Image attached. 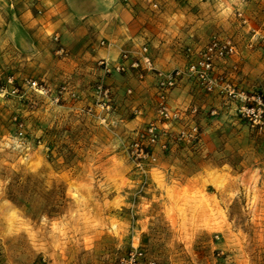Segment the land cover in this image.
Here are the masks:
<instances>
[{
    "label": "rangeland",
    "instance_id": "rangeland-1",
    "mask_svg": "<svg viewBox=\"0 0 264 264\" xmlns=\"http://www.w3.org/2000/svg\"><path fill=\"white\" fill-rule=\"evenodd\" d=\"M258 1L146 14L144 43L121 51L146 45L159 70L186 72L214 36L238 50L212 88L185 75L169 90V124L152 72L75 65L62 33L27 27L37 0H0V264H116L137 246L156 264H264V124L239 114L264 92V49L247 47L264 33Z\"/></svg>",
    "mask_w": 264,
    "mask_h": 264
},
{
    "label": "crops",
    "instance_id": "crops-1",
    "mask_svg": "<svg viewBox=\"0 0 264 264\" xmlns=\"http://www.w3.org/2000/svg\"><path fill=\"white\" fill-rule=\"evenodd\" d=\"M37 2L44 7V13L39 17L31 15L30 18L31 10H27L23 14L29 22L27 27L37 30L38 33L59 31L62 33V40H65V47L76 53L77 59L73 60L76 62L75 65L87 61L89 66L95 65L99 59L116 60L118 58L116 55L120 54L126 45L130 46L134 42L144 43L150 31L146 23L148 19L146 14L162 15L165 11L164 9L162 12L154 13L140 5H124L120 0H37ZM240 8L239 6L237 11H242ZM102 35H105L107 43L110 44L108 48L102 49L95 41ZM69 73L65 75L70 77Z\"/></svg>",
    "mask_w": 264,
    "mask_h": 264
},
{
    "label": "built area",
    "instance_id": "built-area-1",
    "mask_svg": "<svg viewBox=\"0 0 264 264\" xmlns=\"http://www.w3.org/2000/svg\"><path fill=\"white\" fill-rule=\"evenodd\" d=\"M249 0H242L247 2ZM120 2L127 6L140 5L151 12H161L167 0H120ZM41 14L42 11L38 10ZM237 15L240 18H244L243 12L237 11ZM245 22V19H244ZM58 35L54 40L58 41ZM101 45H105V42H101ZM260 45L264 49V33L259 31H253V35L249 40L247 47L249 49L255 48ZM109 47L110 44L107 43ZM237 47L231 40H221L217 37H213L206 46L200 58L196 61L189 63L186 72L181 70L163 71L155 67L152 58L149 55L146 45L141 46L138 50H123L117 60L109 63L108 60H101L100 64L104 65L106 70L111 71L110 67L117 72H127L129 70L134 71H148L152 72L156 78V86L158 90V105L157 114L158 117L169 124L177 123L181 119V113L179 111H172L168 107L167 98L169 90L175 88L183 76L188 75L191 78H197L204 82L210 89L216 82V78L213 76L214 64L216 61H224L229 57L237 54ZM60 52H63L61 49ZM68 52L65 50V56ZM142 76V75H140ZM36 85V83H34ZM256 105H242L239 109V114L248 118L254 124H264V92H262L256 100ZM195 112L196 109H193ZM150 127L146 131V136L149 146H154L157 143L159 134L157 124H150ZM196 126V125H192ZM192 131H196V127L192 128ZM187 136L185 131L180 132V138ZM138 157L147 158L155 161L156 157L153 151L149 147H140L138 150ZM116 264H156L154 261L148 260L145 254V250L140 247L132 248L125 256L120 258Z\"/></svg>",
    "mask_w": 264,
    "mask_h": 264
}]
</instances>
